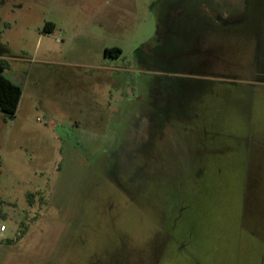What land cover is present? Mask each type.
I'll use <instances>...</instances> for the list:
<instances>
[{"label": "rangeland", "instance_id": "1", "mask_svg": "<svg viewBox=\"0 0 264 264\" xmlns=\"http://www.w3.org/2000/svg\"><path fill=\"white\" fill-rule=\"evenodd\" d=\"M0 57V264H264V0H0Z\"/></svg>", "mask_w": 264, "mask_h": 264}, {"label": "trees", "instance_id": "2", "mask_svg": "<svg viewBox=\"0 0 264 264\" xmlns=\"http://www.w3.org/2000/svg\"><path fill=\"white\" fill-rule=\"evenodd\" d=\"M47 24L45 25V28ZM52 32V31H51ZM120 53V50H110L106 49L104 55L111 54L112 52ZM10 69V64L8 61L0 59V113L6 118L12 120L16 114L18 103L21 96V90L18 86L12 84L8 79L3 76V72ZM28 202L30 205L33 203L34 195H27ZM36 218L31 219V222H34ZM28 225H20V233L17 236L16 241L20 240L27 232ZM6 243H13V241H7Z\"/></svg>", "mask_w": 264, "mask_h": 264}, {"label": "flooded vegetation", "instance_id": "3", "mask_svg": "<svg viewBox=\"0 0 264 264\" xmlns=\"http://www.w3.org/2000/svg\"><path fill=\"white\" fill-rule=\"evenodd\" d=\"M162 23L164 24V21H165V18H164V15H162ZM162 24V25H163ZM223 24H227V22H224ZM206 25V24H205ZM211 26H212V24H210ZM175 34V30H173V31H171V32H166V31H164L163 32V34H160V37H164V38H169V36H172V35H174ZM194 43H196V39H194ZM197 64V61H196V58L194 57V64ZM197 66L198 67H200V65L199 64H197ZM194 68H196V67H194ZM176 71H179V70H176ZM157 119H158V121H160L161 123H158L159 125H157L158 127H157V129H159L160 127H161V125L163 124L162 123V119L163 118H160V117H157Z\"/></svg>", "mask_w": 264, "mask_h": 264}, {"label": "built area", "instance_id": "4", "mask_svg": "<svg viewBox=\"0 0 264 264\" xmlns=\"http://www.w3.org/2000/svg\"><path fill=\"white\" fill-rule=\"evenodd\" d=\"M5 231V228L3 226L0 227V233H3Z\"/></svg>", "mask_w": 264, "mask_h": 264}, {"label": "crops", "instance_id": "5", "mask_svg": "<svg viewBox=\"0 0 264 264\" xmlns=\"http://www.w3.org/2000/svg\"><path fill=\"white\" fill-rule=\"evenodd\" d=\"M52 31H53V29H52ZM0 59H2L1 57H0ZM4 60V59H3Z\"/></svg>", "mask_w": 264, "mask_h": 264}]
</instances>
